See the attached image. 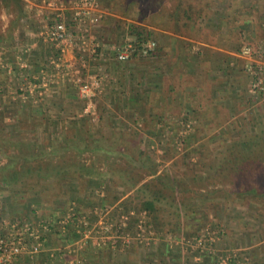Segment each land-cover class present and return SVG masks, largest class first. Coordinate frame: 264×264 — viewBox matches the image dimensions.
I'll return each instance as SVG.
<instances>
[{"label": "rangeland", "instance_id": "rangeland-1", "mask_svg": "<svg viewBox=\"0 0 264 264\" xmlns=\"http://www.w3.org/2000/svg\"><path fill=\"white\" fill-rule=\"evenodd\" d=\"M22 1L25 6H31L27 9L26 16H29L28 19L31 18L30 28L37 29L36 34L40 36L47 25L55 19L57 10L73 0ZM100 1L104 11L103 19L97 28L84 29H88L84 34L85 43H83L84 40L80 42L81 38L76 37L74 33L73 41H68L61 46L53 43L52 46L50 45L52 59H48V62L45 61L43 64L44 68L45 64H48L49 73L47 75L38 72L40 74L35 75L32 83L26 88L29 89L27 95L30 97L26 95L22 102L25 105L29 104L28 106L31 104L38 107H33L34 111H29L30 107L26 108L27 116L16 132L13 129L14 135L11 134L10 139L8 137L0 139V166L6 162L2 152L9 148L8 143L12 140L45 144L61 142L64 136L80 138L87 135L94 141L120 134L136 138L141 150L151 156L161 173L169 170L179 178L189 181L192 176L205 173V168L213 163L214 155L220 154L227 146L241 139L240 129L243 125L246 130L244 133L248 132L250 136L258 132V129L255 131L256 124L264 120V97L253 96L249 92L250 78L244 71L245 63L239 57V52L247 44L264 48V30L259 31L252 23H246L248 27H243L242 44L232 42L226 52L216 51L210 57V68L211 61L216 69L220 68V73H215L216 78L219 76V86H216L217 92H214L215 98L211 76L210 86L208 84L202 88L194 86L197 75L192 72L198 63L195 56L192 55L190 61H180L179 67L176 66L179 68L176 72L180 73L174 74L173 78L165 77L163 80L174 87L173 91L168 93V97L161 96L172 104L171 107H165V113H170L171 110L175 121H166L164 116L162 118L155 116L157 121L155 123L153 119L145 121L144 117H148V113L144 116V111L150 110L151 99L145 101L143 97L141 98L142 89L139 83L135 84V81H143L144 70L148 68H158L161 65L165 67L163 61V64H159L158 60L151 61L148 57L126 64L112 62L104 65L103 72L99 70L101 64L94 62L93 59L100 54L99 49L104 51L105 55L113 56L125 45L135 44L137 34L131 29L133 25L150 32L149 40L156 41L157 48L162 39L163 46L169 45L167 48L170 51L176 44L160 36H166L169 32L150 26L159 24L161 16L158 17L157 14L143 10L135 0H116L117 3L115 0ZM251 1H240L241 11H246L242 18L252 17L248 13L250 12L248 10L254 8V3ZM165 3L170 6L169 1ZM49 4H54L52 9H48ZM213 9L217 14L225 13V3L216 1ZM36 10L41 17L40 20L34 15ZM15 14L16 9L13 4L7 6L0 2V16L6 15L10 18V30L14 34L11 35L13 39L9 37L11 39L9 46L17 50L19 45L15 44L14 37L19 21L14 19ZM201 22L199 32L207 24L206 21H204L206 23ZM0 28H3L1 19ZM205 30L207 29L201 33ZM97 43H100V48ZM193 44L191 54L203 51L198 42ZM26 48L23 50L19 48L23 56L30 55L26 53ZM169 54L166 56V61L174 66L177 60L176 55L172 51ZM96 59L98 61V57ZM121 68L124 69L121 70ZM189 72L192 76H188ZM221 72L225 73L221 74ZM186 77L192 85L188 86L184 83ZM95 79L100 81L99 88L93 89L89 95L83 94L81 87L92 83ZM124 82H128L129 86L135 85L131 91L136 104L133 107H123L128 102L129 96L128 87ZM227 83L231 90L223 94ZM35 85L37 89L32 91L31 86L35 87ZM61 85L66 86L65 88L73 85V90L69 89L67 95L70 96L73 93L75 94L73 97L81 102L73 105L75 107H71V111L57 113L51 110L53 118L48 120L47 112L44 113L42 107L39 108V100L46 98L49 100L52 95H58L60 88L63 87ZM196 95L200 101H204V104L215 101L212 117L202 126L198 125V120L192 113ZM175 101L179 104L177 105ZM152 109L158 110V107ZM37 110L39 115L36 118L33 116V120L31 113ZM3 111L8 116H14L17 112L16 107L10 108V111L3 107L1 112ZM53 112H55L54 115ZM246 123H249L247 128ZM165 128L169 132H161ZM244 133H241V136ZM88 162L90 163V160ZM103 169L102 165L101 170ZM148 179L146 176L143 177V181ZM73 183L74 186H72ZM25 185L27 188L18 185L14 190H0V237H10L13 234L12 228L21 227L30 222L36 223L33 220L47 222L52 220L54 229L59 228L63 232V234L58 233V236L55 232L57 233L59 229L55 232L53 229L47 234L48 240L51 238L58 244L52 245L57 246V254L67 255L65 258L61 257V264H78V262L97 264L99 259L94 258L96 250L102 247L110 237L118 239L122 247L126 249L124 252L126 257H122L125 263L143 264L142 262L146 261L148 264H264L263 211L260 206L249 205L250 202L239 200L235 196L230 200L226 197H217L213 199L214 201H210L196 217L193 215L187 218L178 217L175 205L162 204L158 220L155 221L154 218H149L146 211H137L134 207L128 210L121 206L120 203L130 195L129 193L124 195L123 188L111 180L92 178L89 181V177L72 176L67 181H60L48 177L32 179ZM65 185L70 186L68 188ZM30 187L33 191L29 190ZM16 190L19 192L15 193ZM181 196L183 194L179 195L180 199ZM28 197L36 199L24 203ZM117 197L121 199L115 200ZM133 199L132 206H139L140 196L136 195ZM63 220L64 223L61 225ZM45 249L46 245L42 247V250ZM87 253H89L88 257ZM102 259L103 264H115L112 258L103 256Z\"/></svg>", "mask_w": 264, "mask_h": 264}, {"label": "trees", "instance_id": "trees-1", "mask_svg": "<svg viewBox=\"0 0 264 264\" xmlns=\"http://www.w3.org/2000/svg\"><path fill=\"white\" fill-rule=\"evenodd\" d=\"M165 1H169L170 6ZM216 1L225 3V13L217 14L214 11L213 6ZM240 1L135 0L143 10L161 16L159 24L150 25L151 27L173 34L167 39L176 44L171 50L177 58L173 66L176 71L179 69L177 67L180 61H190L192 55L195 56L198 63L192 74L197 75L194 86L198 88L211 85L210 57L216 51L226 52L232 42L243 43V27L252 23L257 30H264V21H260L264 20V0H252L254 8L248 10L252 16L249 19L242 18L246 11H241ZM0 2L7 6L12 4L15 6L14 19L17 22L27 13L22 0H0ZM156 7L158 9H154ZM67 18L71 20L69 13ZM201 21L207 22L204 27L207 30L203 33L201 32L204 29L199 32ZM131 29L137 34L136 45L141 46L150 39V32L146 29H140L135 25ZM196 42L201 45L203 51L191 54L193 43ZM251 45L255 46V44ZM168 46H159L154 55L159 58L169 56L171 51ZM192 74L189 72L188 76ZM184 83L188 86L192 85L187 77ZM195 100L192 113L196 116L198 125L202 126L212 117L215 101L204 104L197 95ZM245 126L247 128L249 123ZM256 129L258 132L250 136L248 132L244 133L246 130L243 125L240 129L241 139L227 146L220 154L214 155L213 163L205 168V173L192 176L189 181L179 178L169 170L161 173L151 156L141 150L137 139L130 136L113 134L109 138L94 141L87 135L80 138L64 136L61 142L45 144L16 139L10 141L9 148L2 152L6 162L0 166V190H14L18 185L27 188L25 184L32 179L53 177L56 180L67 181L72 176L89 177V181L97 178L115 182L123 188L124 195L128 193L130 195L120 203L121 206L128 210L134 207L137 211H146L149 218H154L155 221L158 220L162 204L175 205L178 217L187 218L193 215L196 217L217 197H226L230 200L234 196L239 200L250 202L249 205L260 206L264 215V120L256 124L255 131ZM241 133L244 134L241 136ZM102 165L103 170H101ZM143 175L149 179L143 181ZM221 185L225 187L221 188ZM32 189L29 188L33 191ZM17 190L15 193L19 192ZM181 194L183 196L180 199ZM191 194L195 196L189 197L188 195ZM136 195L140 196L141 203L139 206H132L133 197ZM120 199L121 197H117L115 200Z\"/></svg>", "mask_w": 264, "mask_h": 264}, {"label": "crops", "instance_id": "crops-1", "mask_svg": "<svg viewBox=\"0 0 264 264\" xmlns=\"http://www.w3.org/2000/svg\"><path fill=\"white\" fill-rule=\"evenodd\" d=\"M99 4H100V8L102 6V2L99 0ZM34 5V4H33ZM34 7L38 8L36 5H34ZM30 7L25 6V9L27 11V13L25 14L24 17H22L19 20V27L17 28V32L15 33V44L19 45V48H21L22 50L26 48V53H30V55H26L23 56L24 54L22 52H20V49L18 48L17 50L15 48H10L9 46V41L11 42V39H13V37L11 35H14L11 33V31H9L10 29V18L6 15H1L0 19L3 22V28H0V139L2 140L3 138L6 137H11V134L19 128V125L21 124V122H23V120L25 119L26 115V108L30 109L29 111H34L33 107H38V106H34L31 105L28 106L27 104H22L24 98L26 97V95L29 92V89H26L27 86L29 84L32 83L33 79L35 78V75L40 72V73H44L48 75V64H45V68L43 67L44 62H48V59H52L51 57V42H49L48 40H46V38L43 36V32L40 34V36L38 35V33L36 34L37 29L35 28H30L31 26V21H29L31 18L28 19V17L26 15H28V10L30 9ZM102 9V8H101ZM103 11V10H102ZM104 12V11H103ZM68 13V12H67ZM35 17H37L38 20L41 19V17L38 15V10H36V14H34ZM104 16V15H103ZM103 19V18H102ZM102 21V20H101ZM100 21V22H101ZM100 24V23H99ZM98 24V25H99ZM91 26V27H96L97 26ZM88 29L83 30L82 32H75V36H79L78 38L80 40V42L83 41V43H85V36L84 34L87 32ZM45 31V30H44ZM173 34L169 33L166 34V36L160 35L162 36V38H167L169 36H172ZM83 36V37H81ZM11 39H10V38ZM78 40V39H77ZM73 41V40H72ZM75 42H77L75 40ZM25 44V45H24ZM51 45V46H50ZM97 45H99L100 48V43H97ZM160 46L163 47V39L160 41ZM13 49V50H12ZM100 54H97V56H95L96 58L98 57V61H96L97 59H93L94 62H98L99 64H101V67H99L100 71L104 72V65L110 64V63H120L118 61H116L115 59V55L114 56V60H112L113 56H110L108 54H104V51L102 52V50H100ZM155 53V52H154ZM154 53L152 54V56H150L149 60L153 61V60H158L157 62H159V64L163 63L165 64V67H163V65H161L160 67H153V68H148L146 70H144V75L145 78L143 81H135V84L137 85V83L140 84V88L142 89L140 91V94L142 95L141 98L143 97L145 99V101H148V99L150 100L149 106L151 107L150 110L144 111L145 115L147 116L148 113V117H144L145 121H149L150 119L155 120V123H157L156 121V117L162 118L163 116L166 118L167 120H171V121H175L173 120V114L172 111L170 110V113H165V107H171L172 104L169 102L168 99L164 100L163 97H161L162 95L168 97V93L171 92L172 89H174V87H171L170 84H166L165 82H163V80L165 79V77H174V74H177L176 69L173 67L172 64L168 63V61H166V57H156L154 55ZM26 57V58H25ZM215 58V56L213 57ZM138 59H140V57H136L133 60H131V63L138 61ZM162 63V64H163ZM121 64H126V63H121ZM211 80H212V86H213V97L215 98L216 95H214V92H217L216 90V86H219L218 84V80H219V76L217 77V72H219L220 68H215L213 66V62L211 61ZM124 67V66H123ZM124 68H121V70H123ZM150 69V70H149ZM152 69V70H151ZM38 73V75L40 74ZM220 73V72H219ZM225 72H221V74H224ZM216 76V77H215ZM126 78H128V75H126ZM159 80V81H158ZM65 81V80H64ZM224 84H226L225 80L223 81ZM127 85V93L128 95V102L125 103L123 105V107L125 106H134L136 105L134 103L133 97L131 96V91H132V87L135 86L133 85H128V82H124ZM228 85L226 86V89L224 91L223 94H226V92H228L227 90H231V87L229 85V83H227ZM123 86V84H121ZM45 86H47V84H45ZM63 87L60 88L58 95H52L49 100L46 99H40L39 100V108L42 109V111L44 113L47 112L46 117H48L47 119L50 120L52 119V115H51V110L60 113L61 111H71V107H75L73 105L76 104H80V100H76L73 96H75V94H71L70 96L67 95L69 89L73 90V85L70 86V88H65L66 86L61 85ZM32 91H36L34 89H37V86L35 85V87L31 86ZM215 87V88H214ZM228 87V88H227ZM143 91V92H142ZM173 91V90H172ZM233 91V89H232ZM74 92V91H73ZM165 92L167 94H165ZM31 95V94H30ZM28 96V95H27ZM24 97V98H23ZM30 97V96H28ZM63 97V98H62ZM231 99V96L229 97ZM254 98V97H253ZM75 99V100H74ZM177 103V105L179 104V102L175 101ZM38 103V102H37ZM226 104V103H225ZM139 105V104H138ZM147 105V104H145ZM8 109V111H10V108H14L16 107V114L14 116H8L2 111V108ZM153 107H158V110L152 109ZM53 112V115L54 113ZM29 113V112H27ZM24 117H23V116ZM31 117L34 120V117L36 118L37 115H39L38 110L31 113ZM34 116V117H33ZM59 116V115H58ZM30 117V116H28ZM70 120V119H69ZM159 120V119H158ZM14 129V131H13ZM163 130V129H162ZM161 132H169V130H167L165 128V130H163ZM9 131L11 133H9ZM10 135V136H9ZM14 135V134H12ZM19 135V134H17ZM13 137V136H12ZM165 137H167V134H165ZM10 139V138H9ZM6 139V140H9ZM75 184L73 183L72 186H74ZM67 186V185H65ZM70 186V185H69ZM69 186H67L69 188ZM75 188V187H74ZM35 197L33 198H29L28 200L26 199L24 203L26 202H30V201H35ZM37 220H33L37 224L39 222H47V221H38ZM44 220V219H43ZM58 220V219H55ZM52 220H50L49 222H51ZM53 223V222H52ZM55 228V227H54ZM59 228L54 229V232L57 231ZM53 232V233H54ZM63 234L62 230L59 229V231L56 233L55 235L59 234ZM48 240V237H47ZM53 240V239H52ZM48 240L46 241L45 245H46V249L42 250L40 253H38L37 255H22L21 257L18 258V260H14L11 264H61L62 262V258H65L67 255H61V254H57L56 251V247H53L54 245H58L56 243H54L53 241ZM53 245V246H52ZM132 246V245H131ZM53 248V249H51ZM128 248V247H127ZM126 251V249H124V247H122V244L119 243L118 239H115V237H110L106 243H103V246L98 248L96 250V255L94 256V258H98L99 262L97 264H103L102 263V258L103 256H105L106 258H112L115 262V264H131V263H125L122 261V257H126V253H124ZM128 253V252H127ZM89 253H87V257H88ZM107 261V260H106ZM143 264H148L146 261L142 262ZM2 264V263H1ZM134 264V263H133Z\"/></svg>", "mask_w": 264, "mask_h": 264}, {"label": "built area", "instance_id": "built-area-1", "mask_svg": "<svg viewBox=\"0 0 264 264\" xmlns=\"http://www.w3.org/2000/svg\"><path fill=\"white\" fill-rule=\"evenodd\" d=\"M53 6L54 4H49L48 9H52ZM57 11L55 19L47 25L43 32L46 40L57 46L72 41L75 32H82L86 27L98 25L104 15L99 0H73ZM67 12L71 20H68ZM156 49L157 42L154 40H148L141 46L129 43L116 52L115 59L120 63H128L136 57L148 58ZM239 57L244 61V71L250 78L249 92L253 96L264 97V48L247 44L240 50ZM99 86L100 81L95 79L92 83L82 86L81 92L89 95ZM63 223L64 220L61 225ZM54 227L51 222L37 224L30 222L21 227L12 228L13 234L10 237H0V264L11 263L25 254L33 256L40 253L47 241V234L52 232Z\"/></svg>", "mask_w": 264, "mask_h": 264}]
</instances>
